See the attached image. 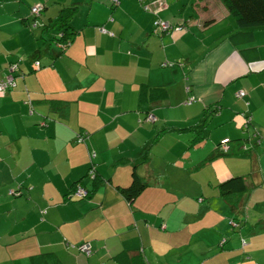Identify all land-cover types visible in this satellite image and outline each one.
<instances>
[{
	"label": "crops",
	"instance_id": "1",
	"mask_svg": "<svg viewBox=\"0 0 264 264\" xmlns=\"http://www.w3.org/2000/svg\"><path fill=\"white\" fill-rule=\"evenodd\" d=\"M238 33L221 0H0V81L17 67L0 94V264H264V30ZM144 87L166 96L146 103ZM204 116L197 144L173 129ZM238 176L247 191L224 196Z\"/></svg>",
	"mask_w": 264,
	"mask_h": 264
},
{
	"label": "trees",
	"instance_id": "2",
	"mask_svg": "<svg viewBox=\"0 0 264 264\" xmlns=\"http://www.w3.org/2000/svg\"><path fill=\"white\" fill-rule=\"evenodd\" d=\"M221 1L231 13L239 29V33L232 37V41L236 44L253 42L255 40L254 32L264 30V0H221ZM75 10H76L75 8H68L64 10L61 16L59 17V19H57L58 24L62 25L61 29L64 30L63 35H61L60 39H61V42H63L65 49L71 44V42L74 40V37H75V33L70 23L68 22L69 19L74 15ZM245 55H246V58H248L247 54ZM14 89L15 87L8 89L5 95H7L10 91ZM165 96H166V91L164 89L147 88V87H144L142 89V101H147L146 103L152 102L156 104L157 102H159V100L163 99ZM57 102L59 101L51 102V106H52L51 109L58 112V111H61L63 108L60 106L61 104ZM66 109L67 108H65L64 110ZM147 110H146V116L143 119H141L139 123L140 124H143V123L156 124L157 118L155 122H149L147 120L149 115H153ZM205 119H206V116H204L202 120L199 121L196 125H192V126L182 128V129L180 128H173V129L179 133H188V134L195 133L194 139L192 141V145L197 144L198 142H200V140L202 141V140L207 139L210 133L208 129L209 122L207 123V120L205 121ZM161 135L162 134H160V136ZM225 140H227L226 145L228 147V150L225 152L222 149L223 141H224L223 140L219 145V151L222 153V155H228L230 152L229 144L231 143V140L230 139H225ZM147 154H148V151L146 152V155ZM145 158L147 157L144 156V158H142L141 160L144 161ZM90 174H93V173H90ZM76 186L74 187V189L76 188ZM143 187L145 186L141 183L139 177L135 175L133 187H132V191L134 192V197H136L137 195L141 193V191L143 190ZM246 191H247V184H246V179L243 176L231 178L228 181L221 184V192L224 196L241 195L245 193ZM122 259L124 260L122 261V264H146L141 253L139 254L136 252H124L122 255ZM48 264H58V263L49 262Z\"/></svg>",
	"mask_w": 264,
	"mask_h": 264
},
{
	"label": "built area",
	"instance_id": "3",
	"mask_svg": "<svg viewBox=\"0 0 264 264\" xmlns=\"http://www.w3.org/2000/svg\"><path fill=\"white\" fill-rule=\"evenodd\" d=\"M120 2H121V0H113L114 6H118L120 4ZM145 9L149 10L148 7ZM42 11H43V7H41V6H37V7H34L32 9V12L34 15H39ZM154 26L156 29L161 30L162 32H169L171 30H178V31L184 30V27H174L171 22L165 21V20L156 21L154 23ZM36 65H39V64L37 63ZM16 69H17L16 65H11L8 69L9 73H8L7 77L4 80L0 81V94L1 95H5L8 89L16 86L15 76H14ZM245 95L246 94L243 91L239 92L237 94V96L239 98H243ZM192 101H193V99H191L189 102H192ZM147 120L149 122H155L156 117L154 115H149ZM82 141H83V138L78 139V142H82ZM226 144H227V140H224L222 149L225 152L228 150V147ZM95 156H96V154H93L94 158H95ZM93 178H94V175H93ZM89 194H90V192L87 188H85L82 184H78L76 186V188L72 191L71 197L76 198V199H84V198H87L89 196ZM80 250L82 253L89 256V255H91L92 248H91V245L84 244V245L80 246Z\"/></svg>",
	"mask_w": 264,
	"mask_h": 264
},
{
	"label": "rangeland",
	"instance_id": "4",
	"mask_svg": "<svg viewBox=\"0 0 264 264\" xmlns=\"http://www.w3.org/2000/svg\"><path fill=\"white\" fill-rule=\"evenodd\" d=\"M193 245H196V244H195V241H194V243L192 244V246H193ZM176 249H177V248H176ZM187 249H188V245H186V246L184 247L183 251H181V252H180V251H177L176 255H177V256H180V255H181V256H184V254H185V258H186V256L188 257L190 253L187 252ZM186 254H187V255H186Z\"/></svg>",
	"mask_w": 264,
	"mask_h": 264
}]
</instances>
